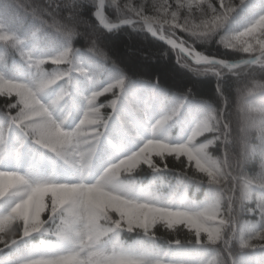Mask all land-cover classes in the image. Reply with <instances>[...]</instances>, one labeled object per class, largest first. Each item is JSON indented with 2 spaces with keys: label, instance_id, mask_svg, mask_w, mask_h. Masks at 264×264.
Instances as JSON below:
<instances>
[{
  "label": "snow or ice",
  "instance_id": "1",
  "mask_svg": "<svg viewBox=\"0 0 264 264\" xmlns=\"http://www.w3.org/2000/svg\"><path fill=\"white\" fill-rule=\"evenodd\" d=\"M0 98V264H264V0H0Z\"/></svg>",
  "mask_w": 264,
  "mask_h": 264
},
{
  "label": "trees",
  "instance_id": "2",
  "mask_svg": "<svg viewBox=\"0 0 264 264\" xmlns=\"http://www.w3.org/2000/svg\"><path fill=\"white\" fill-rule=\"evenodd\" d=\"M21 2L25 3L27 5L29 3H43L44 0H21ZM132 2L134 4H138V3H144L145 0H132ZM147 2L150 4L151 0H147ZM168 2L174 3V0H168ZM130 34L132 35L131 40H129L127 35L123 34V33L115 39L114 51H115L116 55H119L122 58H127L129 47L132 49H139V50H145V51L155 49V46L151 43V40L153 38L150 37V34L146 33V30L144 33H130ZM144 35H147L149 37V39L144 40L142 38ZM177 35L180 36L181 38L188 39L186 34L181 33L179 30H177ZM82 44H83V41L81 40L77 43L76 46L79 47ZM157 44L163 45V42H157ZM163 47L170 49V47L167 45H163ZM196 47H197L198 51H202V52H204V54H209V53L215 54L217 56V58H226V57H230L232 55L231 50L224 49L223 46H217L216 44H212L209 46L197 45ZM174 62H175V52L170 51V55L168 57V63H169V65H171V64H174ZM159 63H163V61H161ZM159 63L154 62V67H159ZM141 64H142V61L139 59V57H136L133 60V62L129 65L130 70L131 71H140L141 70ZM182 81L184 83H192L193 81H198L197 86L202 93H204L206 96H213L214 95V87H215V78L214 77L209 76V77H198L197 78V77H193L191 73H188L187 71H185V73L182 77ZM255 95L258 97L259 94L256 93ZM0 99H2V98H0ZM103 101H105V97H100L98 102H103ZM220 103H221V107H223V103L222 102H220ZM236 103H237V98H236L235 89L233 88L231 90V93H230V103H229L228 108H227V111L230 114V118L232 120L233 136L236 135V129H237L236 121L238 119ZM255 103L256 104L259 103L258 98L255 100ZM239 149H240L239 143H235L231 146L232 151H239ZM209 151L212 152L214 155L215 154L222 155L223 152L225 151V148L223 145H221L219 153H216L214 148H210ZM250 168L258 171L259 170V161L254 160L251 163ZM160 234L166 235V233H164L163 229L160 230ZM125 238H127V234H126Z\"/></svg>",
  "mask_w": 264,
  "mask_h": 264
},
{
  "label": "water",
  "instance_id": "3",
  "mask_svg": "<svg viewBox=\"0 0 264 264\" xmlns=\"http://www.w3.org/2000/svg\"><path fill=\"white\" fill-rule=\"evenodd\" d=\"M170 47V46H169Z\"/></svg>",
  "mask_w": 264,
  "mask_h": 264
}]
</instances>
